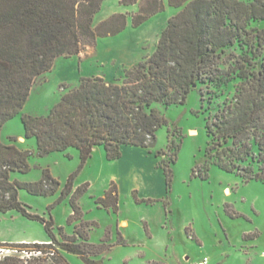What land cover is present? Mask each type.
Wrapping results in <instances>:
<instances>
[{"label": "trees", "instance_id": "16d2710c", "mask_svg": "<svg viewBox=\"0 0 264 264\" xmlns=\"http://www.w3.org/2000/svg\"><path fill=\"white\" fill-rule=\"evenodd\" d=\"M104 1L0 0V213L16 210L41 221L51 243L59 242L53 221L30 214L19 192L47 196L59 183L48 170L36 183L13 181L12 173L30 170L32 153L1 140L3 127L20 114L24 138L35 139L40 156L75 148L86 162L102 146L113 161L121 158L123 147L148 148L155 143L157 131L168 125L159 105L184 104L199 84L219 89L237 81L232 100L206 119L209 143L205 172L199 176L206 179L215 165L244 182H264V0H167V4L145 0L131 16L134 28L165 11L167 5L179 10L168 20L152 55L125 69L120 82L109 83L99 76L82 78L46 116L22 114L36 80L50 72L58 58L78 55L83 46L127 28L128 15L123 13L94 26ZM140 1L120 0V4ZM176 158L171 157L170 164ZM164 171L170 189L172 170L167 166ZM118 200L117 186L112 184L101 201L117 210ZM72 207L71 218L80 219L75 198ZM69 238L60 242L62 250L89 264H101L88 255L103 253L104 243L90 244L89 234L81 228ZM45 245L50 244H34L40 251ZM11 261L15 259L6 257L0 264Z\"/></svg>", "mask_w": 264, "mask_h": 264}, {"label": "rangeland", "instance_id": "374dc122", "mask_svg": "<svg viewBox=\"0 0 264 264\" xmlns=\"http://www.w3.org/2000/svg\"><path fill=\"white\" fill-rule=\"evenodd\" d=\"M144 4L142 0L123 6L120 0H105L94 26L123 13L128 15L127 28L117 36L83 46L78 55L58 58L53 69L36 80L22 114L46 116L82 78L99 76L109 83L120 82L125 69L152 55L168 20L179 10L167 6L134 28L131 16ZM237 84L234 81L219 89L199 84L184 104L159 105L168 125L157 131L155 143L148 148L123 147L121 158L113 161L107 159L102 146L86 162L75 148L40 156L34 138L18 140L24 136L22 115L10 120L1 131L2 142L32 153L30 170L12 173L11 179L36 183L48 170L59 183L47 196L19 192L30 214L53 221L52 231L59 242H50L39 220L16 210L0 213V247L19 251L8 264H60V260L89 264L60 248V242L75 235L76 228L89 234L90 244L106 245L103 253L88 255L101 264H198L204 257L208 264H264V182H244L215 165L210 166L206 179L199 176L205 172L209 143L206 119L232 100ZM176 155V162L170 164ZM167 166L172 170L170 189L164 171ZM112 184L118 189L117 210L101 201ZM73 198L81 210L77 220L71 218ZM35 243L50 245L38 254Z\"/></svg>", "mask_w": 264, "mask_h": 264}, {"label": "built area", "instance_id": "2783aa9c", "mask_svg": "<svg viewBox=\"0 0 264 264\" xmlns=\"http://www.w3.org/2000/svg\"><path fill=\"white\" fill-rule=\"evenodd\" d=\"M18 252H19L18 249H15L13 247H0V260L6 257L14 256ZM24 252H25L24 254H29L27 253V251ZM38 254H41L40 250L38 251ZM35 255L38 256L37 254ZM208 263H209L208 257H204L201 261H199L198 264H208Z\"/></svg>", "mask_w": 264, "mask_h": 264}, {"label": "crops", "instance_id": "0c3cea01", "mask_svg": "<svg viewBox=\"0 0 264 264\" xmlns=\"http://www.w3.org/2000/svg\"><path fill=\"white\" fill-rule=\"evenodd\" d=\"M164 1H165V3L167 4V0H164ZM167 6H168V5H167ZM24 139H25L24 136H19V137H18V140L21 141V142H23ZM23 242H27V241H26V240H21V243H23Z\"/></svg>", "mask_w": 264, "mask_h": 264}]
</instances>
